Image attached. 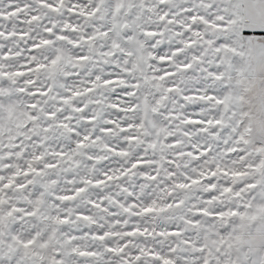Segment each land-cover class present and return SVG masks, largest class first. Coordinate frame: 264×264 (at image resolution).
<instances>
[{"label":"snow or ice","instance_id":"snow-or-ice-1","mask_svg":"<svg viewBox=\"0 0 264 264\" xmlns=\"http://www.w3.org/2000/svg\"><path fill=\"white\" fill-rule=\"evenodd\" d=\"M0 264H264V0H0Z\"/></svg>","mask_w":264,"mask_h":264}]
</instances>
